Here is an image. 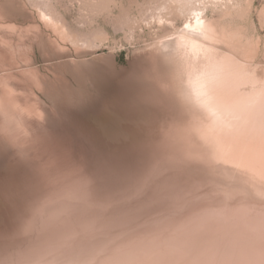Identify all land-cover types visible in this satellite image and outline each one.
I'll return each mask as SVG.
<instances>
[{"label":"rangeland","instance_id":"rangeland-1","mask_svg":"<svg viewBox=\"0 0 264 264\" xmlns=\"http://www.w3.org/2000/svg\"><path fill=\"white\" fill-rule=\"evenodd\" d=\"M190 2L0 0V264L65 233L92 241L152 224L190 193L264 204L198 135L189 79L205 51L187 62L179 42L202 16L215 58L245 63L256 80L241 91L259 94L264 0Z\"/></svg>","mask_w":264,"mask_h":264},{"label":"bare ground","instance_id":"bare-ground-1","mask_svg":"<svg viewBox=\"0 0 264 264\" xmlns=\"http://www.w3.org/2000/svg\"><path fill=\"white\" fill-rule=\"evenodd\" d=\"M179 42L191 55L187 62L205 51L204 65L189 79L190 94L206 118L198 135L215 162L238 171L254 192L264 194V88L259 94L241 91L256 80L253 70L228 54L215 58L217 31L202 16L188 23ZM236 195L190 193L180 202L186 210L166 212L108 239L81 241L65 233L21 264H264V204ZM71 246V255L62 257Z\"/></svg>","mask_w":264,"mask_h":264}]
</instances>
